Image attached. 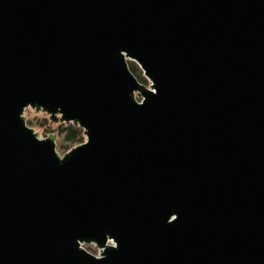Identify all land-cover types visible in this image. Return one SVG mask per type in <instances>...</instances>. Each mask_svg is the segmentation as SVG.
Segmentation results:
<instances>
[{
    "label": "water",
    "instance_id": "obj_1",
    "mask_svg": "<svg viewBox=\"0 0 264 264\" xmlns=\"http://www.w3.org/2000/svg\"><path fill=\"white\" fill-rule=\"evenodd\" d=\"M0 264H264V0H0Z\"/></svg>",
    "mask_w": 264,
    "mask_h": 264
},
{
    "label": "clouds",
    "instance_id": "obj_2",
    "mask_svg": "<svg viewBox=\"0 0 264 264\" xmlns=\"http://www.w3.org/2000/svg\"><path fill=\"white\" fill-rule=\"evenodd\" d=\"M122 51H126V50H124V49H122L121 50V52ZM151 79V84H152V87L150 88V89H147L148 91H150L151 93H153V94H157L158 93V89L156 88V87H154V80L152 79V78H150ZM135 90V89H134ZM134 90L132 91V97H133V99H134V101H135V103L137 104V105H140V106H142L145 102H146V96L141 92V90H140V92L143 94L142 95V99H137V98H135L134 97V95H133V93H134ZM31 105H34V103H32V102H28V103H26L24 106H23V108H22V111L19 113V117L23 120V124H24V126L27 128V129H29L30 130V125H28L27 124V122H26V120H25V116H26V114H27V111H26V106H28V107H30ZM41 106H43V105H41ZM57 110H61L59 107L57 108ZM56 110V111H57ZM73 120H77V121H79L78 119H73ZM80 122V121H79ZM82 124V123H81ZM82 126H83V128H84V130H85V132H86V135H84V138H83V142L80 144V146H82V145H86V144H88L89 142H90V136L88 135V129L86 128V126H84L83 124H82ZM32 132V134H33V136L35 137V139L37 140V141H39V142H44V137H42V136H37L33 131H31ZM54 151V150H53ZM54 154H55V156L58 158V160L62 163L63 162V160H64V156H58L57 155V153L54 151ZM178 216H179V214L178 213H176L175 211H173L172 213H171V215L169 216V218H168V222L169 223H171V222H174V221H176L177 219H178ZM105 241L106 242H104V248H103V250L101 251V250H97V251H91L90 249H88V248H86L84 245H82L81 243H80V241H82V240H87V239H89V238H86V239H81V238H77V244H78V248L80 249V250H83L84 252H86L87 254H89L90 256H92L93 258H95V259H97V260H100V259H105L106 258V250L108 249V248H112V249H117L118 250V248H119V242H118V240L111 234V233H109L108 231H105ZM96 240V239H95ZM93 248L94 247H96L95 245H93L92 246Z\"/></svg>",
    "mask_w": 264,
    "mask_h": 264
},
{
    "label": "rangeland",
    "instance_id": "obj_3",
    "mask_svg": "<svg viewBox=\"0 0 264 264\" xmlns=\"http://www.w3.org/2000/svg\"><path fill=\"white\" fill-rule=\"evenodd\" d=\"M141 70V68H140ZM142 71V70H141ZM143 72V71H142ZM149 85V81L145 83ZM26 120L27 124L34 128L36 131H40V135L42 137H47L50 133H58V137L56 139L57 143V151L60 155L65 154L73 147L81 144L82 140L78 141H67L65 138L66 133H62V129H65L68 125L67 123L61 122H53L50 120L49 115L44 112H36L33 108H26ZM91 251H95L93 247H87Z\"/></svg>",
    "mask_w": 264,
    "mask_h": 264
},
{
    "label": "trees",
    "instance_id": "obj_4",
    "mask_svg": "<svg viewBox=\"0 0 264 264\" xmlns=\"http://www.w3.org/2000/svg\"><path fill=\"white\" fill-rule=\"evenodd\" d=\"M129 66L135 76L140 80L142 83H147L148 79L144 76L143 72L140 70L138 64L134 61H129ZM65 132V138L67 141H78L84 138L83 129L79 126H75L72 123H69L65 129H62V133Z\"/></svg>",
    "mask_w": 264,
    "mask_h": 264
},
{
    "label": "flooded vegetation",
    "instance_id": "obj_5",
    "mask_svg": "<svg viewBox=\"0 0 264 264\" xmlns=\"http://www.w3.org/2000/svg\"><path fill=\"white\" fill-rule=\"evenodd\" d=\"M93 245H89V246H87V247H92ZM95 251H97L96 249H95V247L93 248Z\"/></svg>",
    "mask_w": 264,
    "mask_h": 264
}]
</instances>
